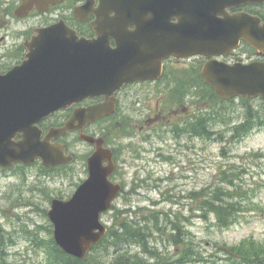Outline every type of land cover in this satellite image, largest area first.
Listing matches in <instances>:
<instances>
[{"label":"rangeland","instance_id":"obj_1","mask_svg":"<svg viewBox=\"0 0 264 264\" xmlns=\"http://www.w3.org/2000/svg\"><path fill=\"white\" fill-rule=\"evenodd\" d=\"M199 61L193 58L184 63L173 62L172 67L177 68L184 83ZM175 100L167 84L130 88L123 97L121 119L95 128L104 133L107 146L115 153L117 172L112 180L123 185L122 194L102 221L112 228L114 215L129 209L151 219L158 217L164 228L163 212L180 213L179 218L185 219L186 231L191 234L192 247L207 258L208 264H231L223 259L224 250L233 253L237 264H257L240 259L231 249L243 243L247 247L251 244L264 247V124L255 123L264 122V102L236 99L214 106L211 96L197 105L190 103V98L184 105ZM202 111L212 115L206 116L210 117L207 126L213 132L210 138L198 132V136L192 135L181 125L185 116H197ZM172 112L179 116H170ZM247 116L257 119L252 121L253 131L245 135L238 129L250 122ZM189 123L197 122L190 119ZM72 143L77 161L68 168L50 173L38 164L7 172L0 169V235H3L0 264H46L43 240L53 237L47 216L51 202L69 201L74 196L88 179L87 158L94 152L91 145L78 140ZM222 173L227 174L228 183L222 181ZM216 185L222 188L230 185V189L240 194L235 200L241 202L242 213L227 229L219 228L213 215L207 220L201 218V201ZM192 193L201 194L197 204L189 200ZM161 236L155 233L158 239L151 246L167 257L181 252L180 247ZM36 237L41 242L36 244ZM131 254L150 258L139 247L133 248ZM97 255L104 264H110L117 256L114 250L107 254L103 248L97 250Z\"/></svg>","mask_w":264,"mask_h":264},{"label":"water","instance_id":"obj_2","mask_svg":"<svg viewBox=\"0 0 264 264\" xmlns=\"http://www.w3.org/2000/svg\"><path fill=\"white\" fill-rule=\"evenodd\" d=\"M103 1L108 7L106 24H112L111 11L117 13L113 24L118 28L112 29L116 49L109 47L111 34L86 42L67 38L64 28L54 27L46 31L53 34L48 35L52 44L44 47L47 50L40 60L33 62L37 56H32L29 62L0 76V166L32 164L37 159L47 167L73 162L72 156L65 155V146L51 144V140L111 115L117 91L137 81L158 79L162 62L172 56L228 55L241 41L264 52L261 18L229 11L264 4V0H146L145 5H139L137 0ZM149 7L156 8L153 18H142L141 28L129 33L128 25L138 22L131 19L147 13ZM142 25H148L150 35ZM201 76L220 99L264 100V62L229 65L211 60L203 66ZM101 95H106L105 103L87 112L75 111L65 127L52 129L42 141L37 123L55 111ZM18 137L21 140L15 141ZM80 138L96 147L88 159L89 178L71 200H53L48 215L56 244L66 254L84 260L106 235L101 216L111 208L122 186L111 181L116 165L104 140L85 135Z\"/></svg>","mask_w":264,"mask_h":264},{"label":"flooded vegetation","instance_id":"obj_3","mask_svg":"<svg viewBox=\"0 0 264 264\" xmlns=\"http://www.w3.org/2000/svg\"><path fill=\"white\" fill-rule=\"evenodd\" d=\"M155 7H149L147 13L138 15V18L131 19L138 22H132L126 28L129 33L141 28V19L150 21L153 18V10ZM264 9L263 6H247V13L255 14V10ZM108 15V7L103 0H60L54 4H49L48 0H0V76H6L15 68L22 66L29 62L32 56H37L34 61L40 60V56L46 53L45 46H50L52 40L45 33L46 30L53 27H65L69 31L74 32V35L79 40L86 42H94L106 38L107 33L111 34L109 38L110 49H116L117 43L113 37L112 29H117L118 26L113 24L117 18L116 11H111L109 18L112 24H106V17ZM150 33L148 25L144 27ZM119 35H116L118 37ZM53 39V38H52ZM240 48H243L242 51ZM237 52L223 57L222 60L227 63L233 62H255L264 61V56L256 49H253L248 44H243ZM146 51V48L141 51ZM241 51V53H239ZM193 59V58H192ZM199 62L207 61L204 58H197ZM190 59L169 58L162 63V73L156 82H139L123 87V89L113 95L116 98V107L112 115L117 116L118 121L121 119V104L123 97L127 90L136 88L137 86L162 85L167 84L172 79L179 78L177 68L172 67L173 62H186ZM188 70V66L184 65ZM173 83V82H172ZM106 101L105 95L96 98H87L79 103L68 107L65 110L54 112L50 114L49 118L45 119L39 128L43 131V138H45L52 128L62 127L71 116L74 115L77 109H89L100 105ZM170 116H179L173 114ZM119 116V117H118ZM192 117V118H190ZM112 118H104L95 123L88 124L83 128V133L93 137H106L104 133L98 132L95 128L99 124L106 123ZM194 120V116H185L181 125L183 128H188L192 135L193 128H190L188 121ZM197 122V117L195 119ZM185 122V123H184ZM197 124V123H195ZM80 130L75 133L68 134L67 137L59 139L57 142L66 146L67 154L73 155L74 145L72 142L78 139ZM198 136V135H197ZM56 142V141H54ZM37 162L36 164H38ZM41 164H39L40 166Z\"/></svg>","mask_w":264,"mask_h":264},{"label":"trees","instance_id":"obj_4","mask_svg":"<svg viewBox=\"0 0 264 264\" xmlns=\"http://www.w3.org/2000/svg\"><path fill=\"white\" fill-rule=\"evenodd\" d=\"M261 16V15H260ZM263 17V16H262ZM264 18V17H263ZM191 71V70H190ZM173 82V83H172ZM168 91L171 92L172 97L179 104H185L188 99H191L190 103L199 104V101L210 97L213 99V105L218 103H226L217 97L212 87L204 84L200 77V69H196L189 73V79L184 81L181 78L172 79L167 83ZM191 92V94H190ZM231 102V101H229ZM209 109V108H208ZM198 114V115H197ZM197 116H194V120L197 117V124H188L190 128H193L194 132H198L201 136L211 137L213 133L207 126V121L212 116L208 111L197 112ZM257 119L256 116H247V121L238 129L243 130L241 133L247 135L253 131L252 121ZM118 121V119H116ZM214 120V119H212ZM258 126L263 125L262 120L255 122ZM239 134V132H237ZM236 138V135L232 139ZM224 178L223 182H227V174L222 173ZM234 187L233 182H230ZM234 188H222L221 186L215 187L214 191L209 195H206L201 201L200 209L203 212L201 218L208 219L209 215H213L216 220V225L221 229H227L237 220V215L242 213L241 202L237 199L240 194L237 193ZM200 193H192L189 195L190 201H195L197 204L201 200ZM198 210V207L196 208ZM125 214H129L124 216ZM134 217H132V215ZM165 226H160L158 217L154 216L153 219L146 217V215H138L137 212L126 210L125 213L117 212L114 215V227L109 229L108 235L92 250V253L88 256L86 261H80L73 257L67 256L62 250L55 244L53 238L43 240L45 252L47 254L46 264H104L97 255V250L103 248L108 254L114 250L116 257L110 264H194L204 263L208 264L209 261L202 254L197 252L196 247L193 246V242L190 240V233L186 231L185 223L179 218L180 213L163 212ZM154 223V226L152 225ZM188 223V222H187ZM52 236V226L48 229ZM155 233L162 234L161 238L168 241L171 245H176L181 248V252L175 257H167L163 255L162 251L159 252L157 248L151 246V242L157 240ZM169 232V236L167 235ZM3 235H0L2 238ZM159 237V236H158ZM35 243L41 242L37 237L34 238ZM3 242V241H2ZM0 242V244L2 243ZM186 242L188 245H186ZM246 243V242H245ZM185 245V247H184ZM139 247L142 249V253L149 256V259L141 258L139 254L132 255V249ZM219 249V248H217ZM4 249L2 250V252ZM223 259L228 260L231 264H237L233 258V253L226 250ZM234 251L240 259L245 260L247 263H253L257 261V264H264V247L251 244L249 247L244 243L240 247H234L231 249ZM152 260L154 262H152Z\"/></svg>","mask_w":264,"mask_h":264}]
</instances>
